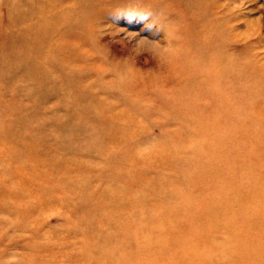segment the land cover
I'll use <instances>...</instances> for the list:
<instances>
[{
    "label": "rangeland",
    "instance_id": "374dc122",
    "mask_svg": "<svg viewBox=\"0 0 264 264\" xmlns=\"http://www.w3.org/2000/svg\"><path fill=\"white\" fill-rule=\"evenodd\" d=\"M95 3L0 0V264H264V0Z\"/></svg>",
    "mask_w": 264,
    "mask_h": 264
},
{
    "label": "bare ground",
    "instance_id": "6f19581e",
    "mask_svg": "<svg viewBox=\"0 0 264 264\" xmlns=\"http://www.w3.org/2000/svg\"><path fill=\"white\" fill-rule=\"evenodd\" d=\"M88 2H89V4H90V2H91V5H88V7L86 8V11H85V13H86V15H87V18H86V21L83 23V24H85V26H83V28L87 31V34H88V37H87V40L89 41V44H91V46H90V51L87 53L86 51H84L83 53H84V55H86V56H95V54L98 52L97 50H99V49H101V47L100 46H102V45H97L95 42H97L96 40L94 41V38H92L91 36H92V32H91V27L93 26V21H92V19H89V17H88V15L89 14H91L92 16H94L95 15V13L97 12V11H99L98 10V6L96 5V3H95V0H88ZM205 11V10H204ZM72 17H73V15H72ZM228 20V19H227ZM76 22H77V20H76ZM227 26H228V23L227 22H223V24H222V28L223 29H225V28H227ZM82 31H83V29H82ZM204 37H206V36H204ZM226 38H224L223 37V40H225ZM228 40H230V41H232L231 43H233V42H235V40H233V39H231V38H228ZM39 43H41L40 41H37L36 42V44H38V46H40V44ZM97 45L96 47H95V45ZM94 47L97 49H94ZM101 51H103L102 49H101ZM71 58V57H70ZM69 58V59H70ZM73 59V58H72ZM80 60V59H79ZM122 63V62H121Z\"/></svg>",
    "mask_w": 264,
    "mask_h": 264
}]
</instances>
